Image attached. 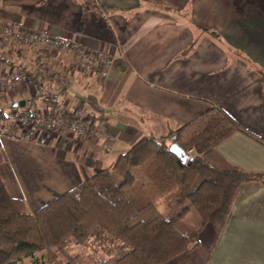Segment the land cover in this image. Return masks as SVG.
I'll return each mask as SVG.
<instances>
[{"label": "crops", "instance_id": "crops-1", "mask_svg": "<svg viewBox=\"0 0 264 264\" xmlns=\"http://www.w3.org/2000/svg\"><path fill=\"white\" fill-rule=\"evenodd\" d=\"M0 18L115 59L97 83L95 72L52 56L50 64L67 71L65 82L20 83L0 99V120L26 100L36 115L82 108L105 123L102 136L53 131L45 144L0 136V177L30 212L110 169L143 136H165L210 106L247 132L221 141L207 161L264 179V0H0ZM4 51L13 65L0 72L34 63L31 48ZM199 241L163 264H264V181L243 183L221 230L208 223ZM40 255L46 264H73L62 248Z\"/></svg>", "mask_w": 264, "mask_h": 264}, {"label": "trees", "instance_id": "trees-1", "mask_svg": "<svg viewBox=\"0 0 264 264\" xmlns=\"http://www.w3.org/2000/svg\"><path fill=\"white\" fill-rule=\"evenodd\" d=\"M237 130L247 132L227 111L210 106L165 136H143L110 169L96 172L34 212L8 194L0 177V264H46L40 255L46 248L92 240L116 244L114 251L107 249L111 257L95 264H163L194 249L206 224L221 230L243 183L264 181L259 174L220 170L207 161ZM173 135L193 158L190 164L170 151ZM159 198L172 200L179 213L163 214L156 204ZM188 211L196 214L197 228L181 222Z\"/></svg>", "mask_w": 264, "mask_h": 264}, {"label": "built area", "instance_id": "built-area-1", "mask_svg": "<svg viewBox=\"0 0 264 264\" xmlns=\"http://www.w3.org/2000/svg\"><path fill=\"white\" fill-rule=\"evenodd\" d=\"M7 44H13L22 51L31 48L34 51V63L31 67L0 72V99L20 83L36 85L65 82L67 71L50 64V57L55 55L67 56L71 64L85 74L95 72L97 83L108 77L115 61L113 56L104 51L0 18V65H13L12 58L4 51ZM8 118L11 123L8 127L0 126V136H14L41 144L47 143V133L53 131L79 137L102 136L105 133V123L82 108L34 116L26 108H14Z\"/></svg>", "mask_w": 264, "mask_h": 264}, {"label": "rangeland", "instance_id": "rangeland-1", "mask_svg": "<svg viewBox=\"0 0 264 264\" xmlns=\"http://www.w3.org/2000/svg\"><path fill=\"white\" fill-rule=\"evenodd\" d=\"M16 109V108H15ZM17 109H22L20 107H17ZM7 120H0V126H6L8 127L10 125V120L7 116ZM136 175L139 179L140 172L139 169H136ZM174 202L171 200H166L164 198H159L156 201V204L159 208V210L165 214L168 217H174L179 213V207H174ZM181 222L183 224H186L189 228H197L199 226V221L194 213V211H188L184 214V216L181 219ZM116 248V244H106V242L102 243L100 241H94L93 240L89 243L83 244V246L80 247H73L72 244H70L67 248H62L63 252L65 254H71L72 257H65L66 261L67 259H70L73 264H95L96 260L99 258H107L108 251L107 249H112L113 251ZM89 255L92 257H86V255ZM110 254H113V252H109Z\"/></svg>", "mask_w": 264, "mask_h": 264}, {"label": "water", "instance_id": "water-1", "mask_svg": "<svg viewBox=\"0 0 264 264\" xmlns=\"http://www.w3.org/2000/svg\"><path fill=\"white\" fill-rule=\"evenodd\" d=\"M27 101L21 100L14 103L15 107H26ZM177 135H173L174 141L170 145V151L173 152L177 157L181 158L183 161H188L190 164L193 161V158L175 141Z\"/></svg>", "mask_w": 264, "mask_h": 264}]
</instances>
